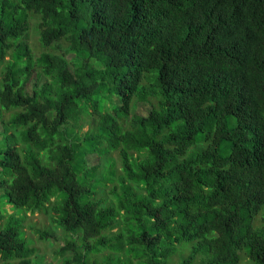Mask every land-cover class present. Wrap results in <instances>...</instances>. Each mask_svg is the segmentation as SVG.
<instances>
[{
    "label": "trees",
    "instance_id": "16d2710c",
    "mask_svg": "<svg viewBox=\"0 0 264 264\" xmlns=\"http://www.w3.org/2000/svg\"><path fill=\"white\" fill-rule=\"evenodd\" d=\"M2 65L0 264H40L27 210L63 264H264V0H0Z\"/></svg>",
    "mask_w": 264,
    "mask_h": 264
},
{
    "label": "rangeland",
    "instance_id": "374dc122",
    "mask_svg": "<svg viewBox=\"0 0 264 264\" xmlns=\"http://www.w3.org/2000/svg\"><path fill=\"white\" fill-rule=\"evenodd\" d=\"M40 21V17L37 14H32L29 22V27L26 32L25 37L23 38L27 41L33 49L35 56H39L44 51H55L60 52L61 50L55 49L54 47H46L42 44L40 40V33L38 28V23ZM62 47H67V42L62 41ZM71 56V55H69ZM10 56L7 57L9 59ZM4 73V65L0 67V83ZM33 82L31 81L29 84V88L32 89ZM117 102V101H116ZM153 102L155 100H150L146 102H133V108L135 112H138L143 115H148L150 110L152 109ZM11 112L6 113V119L11 117ZM89 128L88 125L84 126V130ZM117 159V168L118 173L121 172V161L118 152H113ZM88 161L90 165L100 164L105 165V160L102 157H99L98 154H93L88 157ZM112 184L110 183L106 189L109 192ZM103 188L101 187V190ZM104 191V189H103ZM105 194V191H104ZM6 208L11 212L13 211L11 205H7ZM20 210V209H18ZM27 218L25 221V231L26 235L30 240V243L37 248V252L35 254V259L40 261V264H63L65 259L71 257L73 252L67 251L65 254L61 253L62 244L65 243L66 240L71 238V235L67 233L58 223H56L52 217L50 212L46 211H31L27 210ZM263 222L262 214H259L256 220V224H261ZM47 232L48 237L42 238L40 232ZM109 235V232L105 233ZM189 252L188 246H182L179 252L173 256L172 264H176L184 255H187ZM241 264H253L252 261L243 254Z\"/></svg>",
    "mask_w": 264,
    "mask_h": 264
}]
</instances>
